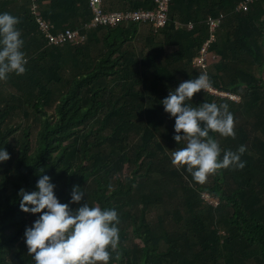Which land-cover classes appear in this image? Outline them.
Wrapping results in <instances>:
<instances>
[{"label":"trees","instance_id":"1","mask_svg":"<svg viewBox=\"0 0 264 264\" xmlns=\"http://www.w3.org/2000/svg\"><path fill=\"white\" fill-rule=\"evenodd\" d=\"M104 1L109 11L158 7L157 0ZM241 1L172 0L157 30L122 22L83 30V44L53 46L31 0H0V12L19 18L27 58L23 74L0 80V147L10 153L0 162V264H34L24 231L39 214L21 210L17 192L35 190L41 174L60 202L69 203L78 185L89 205L116 209L120 256L108 264H264V0L248 11L237 10ZM38 3L55 33L94 17L91 0ZM221 14L208 76L241 101L199 90L185 102L228 105L235 135L209 134L221 158L244 145L245 163L198 183L171 162L186 141L173 139L174 117L160 101L201 73L194 58L210 35L209 18Z\"/></svg>","mask_w":264,"mask_h":264},{"label":"clouds","instance_id":"2","mask_svg":"<svg viewBox=\"0 0 264 264\" xmlns=\"http://www.w3.org/2000/svg\"><path fill=\"white\" fill-rule=\"evenodd\" d=\"M18 23L17 16L0 12V80L11 72L20 75L26 71L27 58L22 51L24 41ZM208 86L207 74L198 73L195 78L181 81L160 101L164 110L174 117L173 139L186 141L183 147L171 153V162L183 166L198 183L205 182L208 174L217 169L243 168L245 163L240 159L244 145L236 151L223 150L221 158L222 149L209 134L235 135L228 105L204 101L192 107L185 102ZM9 158L7 149L0 147V162ZM54 188L51 177L41 174L35 190L29 192L20 188L17 192L19 208L39 214L24 231L27 252L34 264H108L113 253L118 259L120 237L116 209L89 205L78 185H73L69 203L60 202ZM71 202L78 206L70 208Z\"/></svg>","mask_w":264,"mask_h":264},{"label":"built area","instance_id":"3","mask_svg":"<svg viewBox=\"0 0 264 264\" xmlns=\"http://www.w3.org/2000/svg\"><path fill=\"white\" fill-rule=\"evenodd\" d=\"M32 1V13L35 16L36 23L40 31L44 34L50 45L60 46L65 43L71 44H83L88 38L83 30L94 29L98 27H110L116 26L122 22H136L141 24L154 25L157 30L166 26L169 20V12L172 0H157L158 7L156 9H135V11H109L105 5L104 0H91V8L94 14L92 21L83 27L76 29H67L63 32H54V25L48 22L39 12V0ZM255 0H242L237 6L239 11H248ZM225 14H221L217 17H210L208 23L210 25V35L208 39L203 44L200 52L195 56L194 65L201 71V73H206L208 76L209 69V59L211 57V46L217 41V32L221 27ZM186 26L193 28L194 23L191 22ZM209 79V76H208ZM203 90V89H201ZM211 95L218 96L224 99H229L231 101L240 102L241 95L238 93H231L226 91H221L214 87L209 80V86L207 89L203 90ZM205 199L211 204L218 205L219 200L212 197L210 194L204 195Z\"/></svg>","mask_w":264,"mask_h":264},{"label":"crops","instance_id":"4","mask_svg":"<svg viewBox=\"0 0 264 264\" xmlns=\"http://www.w3.org/2000/svg\"><path fill=\"white\" fill-rule=\"evenodd\" d=\"M105 5H106V4H105ZM106 7H107V6H106ZM145 33H146V29L144 28V29H143V34H145ZM194 59H195V58H194Z\"/></svg>","mask_w":264,"mask_h":264},{"label":"rangeland","instance_id":"5","mask_svg":"<svg viewBox=\"0 0 264 264\" xmlns=\"http://www.w3.org/2000/svg\"><path fill=\"white\" fill-rule=\"evenodd\" d=\"M135 46H137V47H138V46H140V44H139V43H136V44H135Z\"/></svg>","mask_w":264,"mask_h":264}]
</instances>
